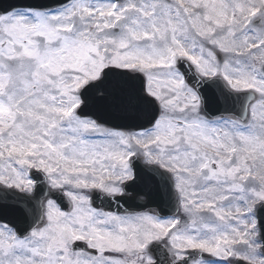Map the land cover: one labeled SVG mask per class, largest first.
I'll return each mask as SVG.
<instances>
[{
	"label": "snow or ice",
	"instance_id": "6c2138e0",
	"mask_svg": "<svg viewBox=\"0 0 264 264\" xmlns=\"http://www.w3.org/2000/svg\"><path fill=\"white\" fill-rule=\"evenodd\" d=\"M5 202L0 264H264V0L0 6Z\"/></svg>",
	"mask_w": 264,
	"mask_h": 264
},
{
	"label": "water",
	"instance_id": "95a60500",
	"mask_svg": "<svg viewBox=\"0 0 264 264\" xmlns=\"http://www.w3.org/2000/svg\"><path fill=\"white\" fill-rule=\"evenodd\" d=\"M56 0H0V6L7 8L9 6H14L17 4H22L25 6H41V7H49L53 5ZM189 62L185 61V66L187 67ZM222 88V83L220 84ZM202 95L206 99V107L208 111L213 115H219L221 111H223L225 105H222L218 101V92L217 89L214 87L205 86L202 89ZM227 107L231 108V105ZM112 119L113 123L121 124L126 123L127 121L115 118V117H105ZM137 169L139 172V179L136 184L131 185V188L134 192L146 191L148 192V199L145 203H141L138 200H128V199H121L124 207H121L119 204H100L97 203V206H106L109 209L116 210V211H143L152 208H158V212L163 216L172 215L174 211L173 204L171 201H168L161 196V189L157 182H152L149 184L145 179V172L144 170L137 165ZM15 191V190H11ZM0 219L5 221L11 222L21 229L26 228L28 226V221L25 219L23 212L20 207L15 205L12 202H5L0 204ZM244 264V262H241Z\"/></svg>",
	"mask_w": 264,
	"mask_h": 264
}]
</instances>
